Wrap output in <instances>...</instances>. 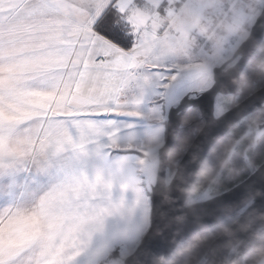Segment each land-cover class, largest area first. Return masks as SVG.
Returning <instances> with one entry per match:
<instances>
[{
	"label": "snow or ice",
	"instance_id": "snow-or-ice-1",
	"mask_svg": "<svg viewBox=\"0 0 264 264\" xmlns=\"http://www.w3.org/2000/svg\"><path fill=\"white\" fill-rule=\"evenodd\" d=\"M146 6L0 0V112L18 117L0 120V224L48 202L94 211L128 200L122 162L153 109L194 91L159 32L138 25ZM39 251L22 248L8 264H36ZM90 251L68 249L66 264H91Z\"/></svg>",
	"mask_w": 264,
	"mask_h": 264
},
{
	"label": "rangeland",
	"instance_id": "rangeland-1",
	"mask_svg": "<svg viewBox=\"0 0 264 264\" xmlns=\"http://www.w3.org/2000/svg\"><path fill=\"white\" fill-rule=\"evenodd\" d=\"M263 5L264 0H253L252 4L240 9L245 12V17L239 16L233 27L225 26L223 33H226L225 36L223 34L218 35L215 44L205 52L208 62L203 60L184 70L190 80L191 89H194L192 94L211 86L212 68L221 65L233 55L236 48L247 37ZM164 10L165 16L175 15L171 9ZM204 10L205 8L200 9L196 16L193 9L192 25H187L178 31V35L175 36L173 31L169 32L170 29L168 28L169 33L164 38L165 41L170 40L165 43V46L167 44H182L184 46L186 42L184 35L194 40L201 20V12ZM151 12L149 7H145L144 11L137 12L136 20L140 27H145L142 22L145 21V16ZM157 17L158 15H156ZM152 39L155 40L154 37ZM167 49L171 54L175 52V47H167ZM3 71H10V69L6 68ZM180 100L166 104L163 113L160 112L159 108L153 109L154 115L148 120V130L144 133L143 138L135 144L136 152L131 155L130 160L126 158L122 162L123 170L118 179L121 183V191L128 193L127 201L121 198L108 207L94 211L78 208L57 210L53 202L42 204L33 209L25 208L0 224V264H8V261L17 251L34 244L40 246V251L36 255V264H66L64 254L73 247H79L81 250L90 249L88 258L91 264H122L123 260L134 251L149 227L151 210L149 194L151 184L154 183L157 151L164 143L165 122L169 109ZM238 100L239 95L237 93L233 96H218L214 105V114L217 116L223 113L234 106ZM12 111H16V109L13 108ZM257 112L259 110L254 113ZM254 113L234 125L239 128L238 132H242L243 137L247 134L250 135L249 142L252 141V133L255 131L256 135L258 126L264 123V114ZM21 115L24 114L21 113ZM14 119H18V117L12 116L8 112H0V120ZM197 123L200 121L193 122L194 125ZM233 127L224 135L227 137L221 140L217 146L218 153L220 148L222 165L228 164L232 169H236L239 167L237 166L238 162L242 160V163H245V166L250 169L249 172L252 173L257 167L252 168L249 158L238 152L240 138H233ZM185 128L187 129V124ZM184 136L185 134L180 136L176 147H174L175 150H179V154L173 152L171 155V163L166 171V182L173 176L183 155V148L186 145L183 142ZM254 142L257 143L255 140ZM249 145L246 150L253 149L255 146L253 142ZM214 196L216 195L211 190L196 193L191 189L187 203L193 204ZM237 217L238 213L229 217L228 221L233 223ZM114 249L115 251H113ZM233 253L236 252L233 251ZM68 258L70 259V257Z\"/></svg>",
	"mask_w": 264,
	"mask_h": 264
},
{
	"label": "water",
	"instance_id": "water-1",
	"mask_svg": "<svg viewBox=\"0 0 264 264\" xmlns=\"http://www.w3.org/2000/svg\"><path fill=\"white\" fill-rule=\"evenodd\" d=\"M263 39L264 5L233 55L212 68L211 86L182 97L169 109L165 139L157 151L154 183L150 189L149 227L122 264H165L181 243L237 213V219L211 242L202 264H238L248 248L264 234V162L229 190L203 201L187 203L199 169L213 145L240 120L264 109L263 86L223 113L214 114L216 98L236 93L242 72ZM204 93L209 94L208 99L199 102ZM190 108L199 111L203 125L166 182L168 155L182 118ZM263 133L264 123L258 126L254 140L258 141ZM232 251L236 253L230 256Z\"/></svg>",
	"mask_w": 264,
	"mask_h": 264
},
{
	"label": "trees",
	"instance_id": "trees-1",
	"mask_svg": "<svg viewBox=\"0 0 264 264\" xmlns=\"http://www.w3.org/2000/svg\"><path fill=\"white\" fill-rule=\"evenodd\" d=\"M223 30H220V32ZM219 35V33H218ZM217 35V36H218ZM216 36V39H217ZM264 86V39L260 45L259 50L252 56L249 63L242 72L236 93L239 95V100L235 103H239L241 100L246 98L248 95L254 91L260 89ZM234 104V105H235ZM262 110V109H261ZM259 110V112L254 114H264V111ZM186 120V121H185ZM197 125L193 122H199ZM184 124V125H183ZM187 124V129L185 125ZM203 125L200 113L196 108H190L184 114L180 130L176 136L175 143L171 148L168 155V165L171 163V155L179 154V150H175L177 142L182 134H185L183 142L185 146L183 148V154L201 129ZM187 130V131H186ZM234 133L233 138L238 139L239 147L238 152H241L242 156L249 158L252 168L258 167L264 162V135H262L257 143L254 142L255 131L252 133V141H250V135L247 134L244 137L242 132H238L239 128L237 126L233 127ZM185 131V132H184ZM227 137V136H225ZM221 137L210 149L206 155L196 178V181L192 189L196 193L203 192L205 190H211L214 195L221 194L230 188L234 187L236 184L243 181L250 173V169L242 163V160L238 162L236 169H232L230 165H222V157L220 148L219 153L217 151V146L221 140L225 138ZM232 138V137H231ZM255 145L253 149H248L252 143ZM184 145V144H183ZM246 151V152H245ZM243 152V153H242ZM180 155H182L180 153ZM219 155V157H218ZM183 156V155H182ZM150 195V194H149ZM229 217L223 221L217 223L213 227L203 230L183 243H181L171 254L170 258L165 264H202V259L211 244V242L232 222L228 221ZM233 251L230 256H233ZM262 258H264V234L260 235L259 238L251 245V247L244 253L242 259L238 264H257Z\"/></svg>",
	"mask_w": 264,
	"mask_h": 264
},
{
	"label": "crops",
	"instance_id": "crops-1",
	"mask_svg": "<svg viewBox=\"0 0 264 264\" xmlns=\"http://www.w3.org/2000/svg\"><path fill=\"white\" fill-rule=\"evenodd\" d=\"M175 3V5L179 4V0H145V4L147 5L146 7H149L151 9V14L148 16H145L146 18L144 22H142L148 29L151 31L148 33L150 35V38L152 39L153 37L157 39L158 37L155 35V31L158 29V27L163 23V22H169L170 27H169V32L173 31L175 36L178 35V31H181L184 29L187 25H192V20H193V9L195 10V15L197 16L196 13L201 9H204V12H201V20L200 23L198 24L197 27V33L194 38H187V35H184L185 37V44L184 46L181 44H167V47H175V52L171 54L168 49L167 51L175 57L177 60L182 62V67L183 70H186L188 67H190L193 64L200 63L201 61L205 60L207 61V56L205 55V52H202L200 50H197L195 48V44L199 43V41L203 38L206 25H207V17L206 14L209 13L210 11H216L220 10L224 5H225V0H190L189 3L184 7L183 11L179 15H173V16H165V10L164 9H170V4ZM200 4V6H197ZM252 4L251 0L248 1V6ZM190 7V8H189ZM172 10V9H171ZM197 10V12H196ZM138 14V13H137ZM136 14V15H137ZM245 12L242 10H238L234 13V15L226 21L225 25L222 27L221 30L219 31V35L223 34L225 32V26L233 27L235 24L236 20L239 18V16H244L245 17ZM156 15L158 17L156 18ZM176 16V18H175ZM239 24V23H238ZM241 25V24H240ZM176 28V29H175ZM177 30V31H175ZM168 31L166 34L162 37H159V40L165 45V43L169 42L170 39L165 41V38L167 34L169 33ZM226 34V33H225ZM225 34H223L225 36ZM208 62V61H207ZM257 264H264V258L260 260Z\"/></svg>",
	"mask_w": 264,
	"mask_h": 264
},
{
	"label": "built area",
	"instance_id": "built-area-1",
	"mask_svg": "<svg viewBox=\"0 0 264 264\" xmlns=\"http://www.w3.org/2000/svg\"><path fill=\"white\" fill-rule=\"evenodd\" d=\"M189 1L190 0H179L178 5L171 3L170 9H172L174 14L179 15ZM248 1L249 0H225V5L220 10L218 9L207 13V25L204 36L199 43L195 44V48L202 52L210 50V48L215 44L218 32L225 25L226 21H228L236 11L245 7L248 4ZM169 27V22H163L155 31V35L157 36V32H159V37L164 36V33Z\"/></svg>",
	"mask_w": 264,
	"mask_h": 264
},
{
	"label": "bare ground",
	"instance_id": "bare-ground-1",
	"mask_svg": "<svg viewBox=\"0 0 264 264\" xmlns=\"http://www.w3.org/2000/svg\"><path fill=\"white\" fill-rule=\"evenodd\" d=\"M237 185V184H236ZM249 249V248H248Z\"/></svg>",
	"mask_w": 264,
	"mask_h": 264
}]
</instances>
